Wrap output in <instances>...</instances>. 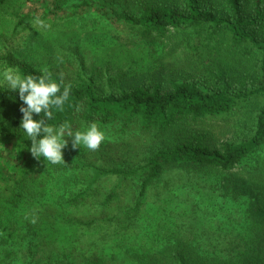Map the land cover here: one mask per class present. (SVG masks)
Returning a JSON list of instances; mask_svg holds the SVG:
<instances>
[{
	"label": "trees",
	"instance_id": "obj_1",
	"mask_svg": "<svg viewBox=\"0 0 264 264\" xmlns=\"http://www.w3.org/2000/svg\"><path fill=\"white\" fill-rule=\"evenodd\" d=\"M12 1L0 0V12ZM107 3L26 0L11 13L12 36L103 33L92 57L103 67L89 69L77 50L64 75L12 53L4 62L22 77L46 71L59 82L62 74L70 97L48 123L67 121L73 131L96 123L106 139L92 152L69 138L66 165L38 161L20 129L18 92L0 86V142L31 157L14 185L0 186V264H74L76 254L111 264L101 251L127 245L144 264H264V0ZM117 24L130 39L114 40ZM168 40L182 50L186 74L167 90H117L118 77L149 61L138 48L145 55ZM104 65H116L117 77L105 79ZM225 133L232 136L216 146Z\"/></svg>",
	"mask_w": 264,
	"mask_h": 264
},
{
	"label": "rangeland",
	"instance_id": "obj_2",
	"mask_svg": "<svg viewBox=\"0 0 264 264\" xmlns=\"http://www.w3.org/2000/svg\"><path fill=\"white\" fill-rule=\"evenodd\" d=\"M60 1L61 4H63L61 7H70L88 0ZM93 1L109 4L107 2H110L111 0ZM25 2L26 0H13L8 7L5 9L3 8L0 12V73L9 67L8 64L4 62V59L10 53L18 55L20 58L35 61L45 68V64H49L56 72L60 71L63 75L74 70L75 62L73 56L76 55L74 50L80 51L84 56L82 57L87 61L86 63H88L87 65L89 66V69H91V66L97 64L100 65L99 60H94L92 57L95 56L97 49L99 48L98 44L104 43L106 37L103 36V33L95 30H63L62 32H52L51 34L45 35L44 32L27 31L23 34L12 36V29L15 23L12 20L11 13L20 9L19 6L24 7L25 9ZM122 8L124 10V7ZM89 26L90 29H94L96 23H90ZM111 27V32H113L111 35L115 36L114 40L125 41L126 39H130L127 38V29L124 27H120L118 24ZM132 41L134 42L135 40ZM176 43V41L168 40L164 42V44H156L154 49L145 55H143V50L138 48V52L141 53L137 58L146 57L149 61L145 59L146 62H139L138 69L126 72V74L123 75L126 77H118L117 83L119 84V87H116L117 90L121 91L122 88L130 90L142 85L155 83L161 85L164 90H167L170 83L169 80L178 79L181 74H186L188 72L186 71V67H188L185 62L186 58L182 50L176 49ZM117 69L118 67L115 65L114 70L108 71L105 66L102 71L106 74L105 79L108 77H117ZM97 70H99L98 67ZM0 79H2V77H0ZM0 86L4 88L7 87L5 84H0ZM231 136L232 133H225L224 135L217 137L215 145H220ZM144 145L145 143H142L140 147ZM14 146V141L5 144L0 142V186L2 187L8 182H10V186L14 185L13 180L16 177L20 165L23 164L22 160L27 163L31 158L29 154H23L21 156ZM173 177L174 174H171L167 179L172 181ZM194 189L196 188L193 187L187 190L191 193L192 198L197 197V195H195L196 190ZM202 192L204 195L203 198H206L205 193L208 192L207 189H204ZM84 219L88 218L84 217ZM104 234L106 235L107 232L104 231ZM41 256L42 253L39 257ZM100 256L108 260L111 264H144V258L141 251L132 245H127L124 249L120 250H103L101 251ZM73 262L74 264H84L81 254H76Z\"/></svg>",
	"mask_w": 264,
	"mask_h": 264
},
{
	"label": "clouds",
	"instance_id": "obj_3",
	"mask_svg": "<svg viewBox=\"0 0 264 264\" xmlns=\"http://www.w3.org/2000/svg\"><path fill=\"white\" fill-rule=\"evenodd\" d=\"M36 23L42 27H50L41 20ZM0 77V84L7 85L11 92H18L19 99L23 102L24 106L19 109L23 114L20 129L24 130L31 141L29 151L33 158L38 161L43 158L46 164H65L63 149L68 147L69 138L73 149L84 147L92 152L100 150L106 134L96 123H92L84 131H73L67 121L58 127L48 123L54 118L53 109L63 112L70 97L72 85L64 84L62 74L59 82H55L46 71L41 75L29 74L22 77L18 71L8 67L0 73ZM76 110H80L79 106ZM34 115L41 118L35 120Z\"/></svg>",
	"mask_w": 264,
	"mask_h": 264
}]
</instances>
